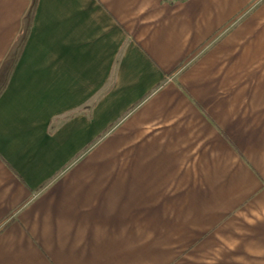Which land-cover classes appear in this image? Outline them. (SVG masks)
<instances>
[{"label":"crops","instance_id":"obj_1","mask_svg":"<svg viewBox=\"0 0 264 264\" xmlns=\"http://www.w3.org/2000/svg\"><path fill=\"white\" fill-rule=\"evenodd\" d=\"M0 264H264V0H0Z\"/></svg>","mask_w":264,"mask_h":264}]
</instances>
